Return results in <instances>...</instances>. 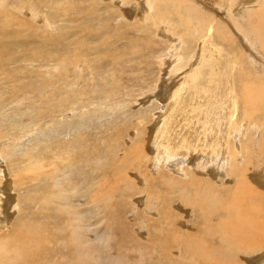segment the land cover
<instances>
[{
	"label": "rangeland",
	"instance_id": "374dc122",
	"mask_svg": "<svg viewBox=\"0 0 264 264\" xmlns=\"http://www.w3.org/2000/svg\"><path fill=\"white\" fill-rule=\"evenodd\" d=\"M163 1L145 12L140 0H0L1 260L264 264V200L246 205L262 237L239 235L261 249L238 252L234 234L217 232L240 203L231 159L183 162L244 144L242 192L264 197V125L241 119L240 95L241 83L264 86L253 63L264 56L232 24L231 0ZM196 12L223 36L201 37Z\"/></svg>",
	"mask_w": 264,
	"mask_h": 264
},
{
	"label": "bare ground",
	"instance_id": "6f19581e",
	"mask_svg": "<svg viewBox=\"0 0 264 264\" xmlns=\"http://www.w3.org/2000/svg\"><path fill=\"white\" fill-rule=\"evenodd\" d=\"M118 1H121V0H118ZM129 1H133V0H122L123 3H129ZM135 1H138V0H135ZM141 4H144V11L146 12L147 10L149 9H154V5L152 6V4L155 2L156 4L160 3L161 0H140ZM163 1V0H162ZM173 3L174 2H178L179 4V7L183 4V0H172ZM190 1V0H189ZM164 2V1H163ZM166 2V1H165ZM232 2V5L231 8H234V7H237V11L235 12L234 14V17L232 18V24L234 26H236L238 24V27L239 30H242L244 33L243 35H249L251 38H253L254 40H256V47H254V49L256 51H259L260 53L263 54L264 56V0H231ZM226 3V2H224ZM187 4V3H186ZM192 4V2H191ZM132 5V3L130 4ZM129 5V7H130ZM134 5V3H133ZM188 5V4H187ZM195 5V4H194ZM139 6V5H138ZM142 6V5H141ZM196 6V5H195ZM128 7V6H126ZM188 7V6H187ZM193 7V6H192ZM191 7V8H192ZM77 8V7H76ZM121 8H124V7H121ZM195 8H198L195 7ZM184 9V7H183ZM227 9V8H226ZM143 10V9H142ZM182 10V8H181ZM186 10V8H185ZM189 10V9H188ZM200 10V9H199ZM176 11V10H175ZM184 11V10H183ZM180 11L178 10V13ZM187 12V11H185ZM200 12V11H199ZM155 13H157V18H164V16L160 13V12H157L155 11ZM67 14V13H66ZM189 14V13H188ZM187 14V15H188ZM192 14V13H191ZM190 14V15H191ZM194 14V13H193ZM196 14L199 15L198 12H196ZM233 14V12H232ZM64 15V14H63ZM80 16V15H79ZM197 16V15H196ZM195 16V17H196ZM37 17V16H36ZM67 18V17H65ZM197 18V17H196ZM244 18V19H243ZM202 19V20H208V22L206 23V25H204L203 23L202 24H197V28L196 27H193L194 29H196L197 31H199V33L201 34V37H204V36H207V37H210L209 35H211L212 33H214L215 35L218 34V29L217 28V24L214 23L212 20L214 19L213 17L211 18V20L209 21V17H206L205 15H199V19H198V23H199V20ZM65 20L68 21V18L67 19H62V22L60 24L64 25V27L66 26V23H65ZM181 22L182 24H186L187 22H189V18L187 19H181ZM201 20V21H202ZM11 21V20H10ZM70 21V20H69ZM77 21V20H76ZM160 23L164 21V19H161L159 20ZM8 22V21H6ZM48 24L49 22L46 21ZM9 23V22H8ZM4 24V23H2ZM165 25V24H164ZM4 26V25H3ZM168 26V25H167ZM170 27H172V25H169ZM168 26V27H169ZM186 26L188 27L189 25L186 24ZM219 26V25H218ZM165 27V26H164ZM226 27V26H225ZM237 27V26H236ZM237 27V28H238ZM223 28V27H222ZM167 30V28H165ZM169 29V28H168ZM171 30H175V26L174 28H172ZM191 30V29H190ZM188 31H189V28H188ZM221 31V30H220ZM222 32V36H223V31ZM247 37V36H246ZM87 40V39H86ZM203 40V39H201ZM248 42V41H247ZM2 43V42H1ZM200 46V44H199ZM251 46V45H250ZM202 48V47H201ZM100 49V48H99ZM246 49H248L246 47ZM102 50V49H101ZM201 51V50H200ZM258 52V53H259ZM199 53V52H198ZM96 54V53H95ZM240 54V52H239ZM41 54H35V55H32V57H40ZM84 56V55H83ZM42 57V55H41ZM71 57V56H70ZM254 57H257L254 55ZM258 59V58H256ZM198 61V60H197ZM260 61V59H259ZM77 62V61H76ZM256 67L259 69V70H262V68H264V64L262 63H258L254 60V62ZM76 64V63H75ZM74 64V65H75ZM93 70V69H92ZM1 73V72H0ZM183 81V80H182ZM243 82V81H242ZM259 88H254L253 85L250 83L249 84H246V83H241V87H240V92L241 94L240 95H243V97H245L246 100L243 101L244 103V110H243V113H245V116H243L241 119L242 120H246L247 122V125H251V124H254V126L256 128H254V130L257 132L258 128L256 126L255 123H260L261 125H264L263 123V120L261 121L260 119H258V115H257V111L259 110V103H260V92L264 90V86L260 83L259 84ZM231 90H233V86L231 85ZM229 88V89H230ZM156 92V91H155ZM201 92V91H200ZM162 93V97L165 96V93L161 92ZM229 93H232L229 92ZM234 94V92H233ZM239 94V93H238ZM263 94V93H262ZM238 96L237 94H235V96L232 95V100H233V103H237L238 101ZM263 97V96H261ZM240 98V97H239ZM243 99V98H242ZM173 102V101H172ZM164 105V104H163ZM232 105V104H231ZM167 107V106H166ZM165 107V110L163 111V113L161 114V116L163 114H165V112L167 111V108ZM236 107V106H235ZM234 107V108H235ZM163 108V107H162ZM233 110V109H232ZM237 110V109H236ZM234 113V112H233ZM253 113L257 115V118H254L253 117ZM234 116V114H233ZM263 117V116H262ZM240 120V119H239ZM231 121V120H230ZM68 125L70 124H66L65 126L68 127ZM86 127V126H85ZM253 127V125L251 126ZM229 128L233 129V132L235 133V135L237 134L238 135V130L235 128V124H232L231 126L229 125ZM241 128V127H240ZM59 129V128H57ZM67 130V129H66ZM69 130V129H68ZM227 130V129H226ZM57 131V130H56ZM59 133V130L58 132ZM59 135V134H58ZM228 135V132L227 134ZM234 135V136H235ZM56 136V135H55ZM228 137V136H227ZM235 142H238L237 140ZM242 142V141H241ZM222 143V142H221ZM229 143V142H228ZM246 144V143H245ZM250 144H251V141H250ZM229 145V144H228ZM244 144H232V147L229 149V151L227 150L228 153V156L226 155V148H227V145H226V142H223L221 148L218 150L219 153L215 156H213L212 158H209L208 155H203L202 158L199 156V158H189V159H185L183 160V162H188L190 160H198V159H201V160H198L200 161L199 163L201 165H204V164H208V163H215L216 166L218 168H220V158L221 157H224L226 160H230L231 159V162L229 163V167H230V172L231 173H235V176L238 175V178H239V183L237 185V187L240 186L239 190H236V193L239 192V197H238V202H240L237 206L234 205V206H230L231 204H229V213L230 216L235 220V221H229L228 219L226 220H222L220 223L217 224V227L220 234H223L224 237L227 238V240L225 242H229L228 238H230L233 234H234V239L235 241H237L238 243L237 246V251L239 252H256L258 250H260L261 248L259 247L260 244L259 243H245V240L243 237L241 236H249L248 234H252L253 233V237L258 236L259 232L261 231L260 230V223H259V220H258V217L254 216V213H255V210L252 208V207H247L246 205L253 201V200H257V195L258 197H260V201L261 200H264L263 198V195L253 187L251 186L246 192H242V188L244 187V185L242 184L241 180L247 178V176H245L244 174V171L243 169L246 168V166L248 165H245V166H240L239 167V163L236 165L235 161L238 160L239 157H241L240 155V152L242 153L243 150H244ZM248 145V144H246ZM235 146V147H234ZM191 151V150H189ZM192 152V151H191ZM194 155V154H193ZM189 156V154H188ZM187 158V157H186ZM183 159V158H182ZM225 160V162H226ZM234 163V164H233ZM245 163V162H244ZM195 164V163H194ZM52 177V176H51ZM249 177V176H248ZM248 179V178H247ZM195 182V181H194ZM56 185H59L58 182H54ZM177 185V184H176ZM179 185V184H178ZM1 188V187H0ZM245 188V187H244ZM243 188V190H245ZM237 189V188H236ZM234 192V191H233ZM10 194V193H9ZM9 194L6 192V189L4 187H2L0 189V199L3 200V207H0V211L2 208L6 207L5 208V211L2 212V216L0 218V221H4L5 220V216H6V212L8 211L9 209ZM4 195V196H2ZM237 196V195H236ZM53 197V196H52ZM235 197V196H234ZM48 199V198H47ZM46 199V200H47ZM235 202V201H233ZM263 202V201H262ZM256 203V202H254ZM261 203V202H260ZM56 204V203H55ZM242 204L244 205V209L242 208ZM233 205V204H232ZM258 206V205H257ZM230 218V217H229ZM231 218V219H232ZM232 219V220H233ZM263 228H264V224H263ZM241 235V236H239ZM264 235V234H263ZM260 236V234H259ZM246 237V236H245ZM262 237V235L260 236ZM258 237V238H260ZM249 238V237H248ZM250 238H251V235H250ZM256 238V237H255ZM233 239V238H231ZM263 239V238H261ZM259 240V239H258ZM249 241V239H248ZM255 241V240H254ZM234 242V241H233ZM259 242V241H257ZM241 245V246H239ZM236 246V245H234ZM6 246H3V247H0V264H9L10 262L16 264V260L13 262L12 260H14V258L11 260L10 258V262L8 263L7 261H3L1 260L2 259V256H6ZM232 251V249L230 250H227L226 252L230 253ZM236 252V251H235ZM10 253V251H9ZM8 253V254H9ZM37 255V254H36ZM9 256V255H8ZM17 256V255H16ZM13 257V256H12ZM17 259V257H15ZM5 259V257H4ZM232 262L234 261V258H229L228 261H231ZM11 264V263H10Z\"/></svg>",
	"mask_w": 264,
	"mask_h": 264
}]
</instances>
